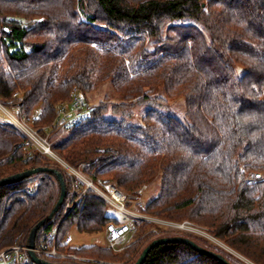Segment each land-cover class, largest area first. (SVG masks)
I'll list each match as a JSON object with an SVG mask.
<instances>
[{"label": "trees", "instance_id": "16d2710c", "mask_svg": "<svg viewBox=\"0 0 264 264\" xmlns=\"http://www.w3.org/2000/svg\"><path fill=\"white\" fill-rule=\"evenodd\" d=\"M107 82L122 101L89 105L83 123L50 130L53 149L76 169L85 164L94 181L114 182L126 193L159 178V193L143 213L207 228L264 264V180L246 181L250 172L264 171V0H0L5 105H18L23 93L25 115L38 114L36 127H51L73 89L87 100ZM179 100L185 104L181 116L170 104ZM122 111L127 114L120 117ZM24 142L15 127L0 122V180L55 168L67 186L64 203L37 233L42 243L60 223L73 182L76 198L86 186L50 156L30 153ZM61 192L50 172L0 186V252L28 245ZM109 206L87 189L60 223L59 250L135 264L156 236L146 235L151 222L135 219L136 238L120 252L67 242L75 226L99 234L121 224ZM143 264L223 263L185 243H165Z\"/></svg>", "mask_w": 264, "mask_h": 264}, {"label": "built area", "instance_id": "2783aa9c", "mask_svg": "<svg viewBox=\"0 0 264 264\" xmlns=\"http://www.w3.org/2000/svg\"><path fill=\"white\" fill-rule=\"evenodd\" d=\"M19 104L16 106L5 105L0 99V122L15 127L25 138V147L32 152H38L42 155L50 156L58 162H63L68 169H71L69 176L76 177L81 182L86 184L85 190L76 198L77 182H73V192L70 201L67 203L66 210L62 216L61 221L73 209V207L82 199L83 194L87 189H94L106 202L113 206L118 211L124 213L131 218L154 221V218L144 215L142 212L134 211L131 209L132 205H137L142 210L145 206L141 203L142 197L139 192L126 193L120 190L114 183H102L96 186L92 180L87 179L81 170L72 168L68 163L63 161L61 157L52 147L50 140V130H62L86 121L90 116L89 104L85 95L77 88L71 92V100L69 102H62L59 105L57 118L51 127H36L39 115L35 114L33 117H27L22 110L24 102L23 93L18 92ZM65 167V166H64ZM65 167V168H66ZM70 167V168H69ZM67 169V170H68ZM264 180V172H250L247 175L246 181L250 184H255ZM91 183V184H90ZM131 204V205H130ZM60 223L54 228L53 231L45 234L42 243H35V247L30 249L28 245H14L3 249L0 252V264H36L29 251L32 250L39 258L51 263H81V264H123L114 263L104 260L92 259L88 257L79 256L73 251H61L58 248V229ZM176 227L180 228L182 225H187L193 230L199 231L200 228L195 224L186 221L183 223H173ZM181 229V228H180ZM128 230L126 226L121 224H113L107 228V244L106 247L115 252L124 250L128 244H125V232ZM157 233V232H156ZM71 240L70 236L67 237V242Z\"/></svg>", "mask_w": 264, "mask_h": 264}, {"label": "rangeland", "instance_id": "374dc122", "mask_svg": "<svg viewBox=\"0 0 264 264\" xmlns=\"http://www.w3.org/2000/svg\"><path fill=\"white\" fill-rule=\"evenodd\" d=\"M87 101H88V104L90 106L91 105H98L102 102H108V103H110V105H113V104L120 103L122 101V98L115 92L112 85L109 82H107V83L103 84L97 91L89 94ZM170 104L172 105V110H171L172 113H175L179 116H181L185 113V104H184L183 100L171 101ZM140 113L141 112L139 109H137V108L134 109V112H133L134 116L138 117V115ZM123 114L126 115L127 113L126 112L119 113V116L121 117ZM109 115H111V113ZM111 116H113V114ZM59 134L61 135L62 138H66L69 136V132H67V133L59 132ZM57 154L61 157V159L63 161H65V159L58 152H57ZM60 164L66 167V165H64L63 162H60ZM85 166H86L85 164H82L81 168H79V170H81V172L84 174V176L87 179L92 180L96 186H99L100 185L99 183L102 181L101 180L94 181L91 178V176L88 175L82 169ZM72 168H74V167H72ZM70 170L71 169H68L69 172H70ZM260 172H264V171H260ZM37 183H38V181L36 179H34L32 181L31 186H35ZM109 183H114V182H109ZM92 190H94V189H92ZM136 192H139V194H141V197H142L141 203L146 207V204L154 196H156L159 193V178L154 179L147 186L142 187L141 189H139ZM69 199H71V197ZM131 209L134 211L142 212V210L137 205H132ZM108 213L111 216H114L117 219H120L122 222L121 225L126 226L128 228V230L125 232V237H126L125 244L130 245L131 243H133L135 238H136L135 237L136 236L135 235L136 228H135V222H134L135 219L131 218L130 216L125 215L124 213H122L120 211H118L117 209H115L111 205L108 207ZM143 214L151 216L154 218V221H151V226H149L147 233H146V235H147L150 232H154V233L157 232L156 236L153 238L154 240L157 238H161L162 236H164V237L180 236V237L190 238L191 240L197 242L201 246L205 245L207 247H211L212 249L217 251L219 254H221L224 257L232 260L236 264H254L249 259H247L243 255H241L240 253H238L237 251L232 249L230 246H228L225 242L214 237L209 232V230L207 228L199 226L198 227V228H200L199 231L192 230V229H190V230L189 229L188 230L180 229L173 224V223H176L174 221L157 218V217H154L152 215L145 214V213H143ZM196 226H198V225H196ZM69 235H70L71 240L68 242V244L74 248L90 247L93 245L106 246V244H107V240H106L107 229L105 232H102L99 234H88V233L81 232L78 229V227L75 226L74 228H72L70 230ZM114 263H116V262H114Z\"/></svg>", "mask_w": 264, "mask_h": 264}, {"label": "water", "instance_id": "95a60500", "mask_svg": "<svg viewBox=\"0 0 264 264\" xmlns=\"http://www.w3.org/2000/svg\"><path fill=\"white\" fill-rule=\"evenodd\" d=\"M41 172H50V173L55 174L56 177L58 178L60 184H61L62 192H61L60 199H59L56 207L52 211V213L47 218H45L44 220L39 222L33 228L32 233L30 234L29 243H28V247L30 249H33L35 247L36 236H37V233H38L40 227L42 225H44L47 221H49L53 217V215L59 210V208L62 206V204L64 203V200H65V197L67 194V186H66V182L64 179V175L61 171H59L58 169H55V168H37V169L29 170L27 172L19 173V174H16V175H13V176H10L8 178H4V179L0 180V186H2L5 184H8V183H11V182H15V181L25 179L27 177H30L32 175H35V174H38ZM165 243H185V244L191 246L196 251H198L202 254L211 256L212 258L219 260L223 264H231L226 260V258L223 255L202 247L201 245H199L197 242L191 240L190 238H185V237H180V236L162 237V238H157V239L153 240L144 249L140 258L137 260V262L135 264H143L145 262V260L147 259L149 253L152 251V249H154L155 247H157L159 245L165 244ZM29 254H30L32 260L36 264H69V263H51V262H48L46 260L39 258L32 250L29 251Z\"/></svg>", "mask_w": 264, "mask_h": 264}, {"label": "bare ground", "instance_id": "6f19581e", "mask_svg": "<svg viewBox=\"0 0 264 264\" xmlns=\"http://www.w3.org/2000/svg\"><path fill=\"white\" fill-rule=\"evenodd\" d=\"M91 184V183H90ZM180 228L181 229H185V230H190V229H192V228H190V227H188L187 225H182V226H180ZM193 230V229H192Z\"/></svg>", "mask_w": 264, "mask_h": 264}]
</instances>
